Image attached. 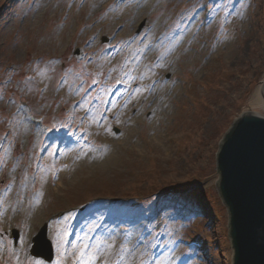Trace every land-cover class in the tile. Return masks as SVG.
I'll return each instance as SVG.
<instances>
[{
    "label": "rangeland",
    "instance_id": "obj_1",
    "mask_svg": "<svg viewBox=\"0 0 264 264\" xmlns=\"http://www.w3.org/2000/svg\"><path fill=\"white\" fill-rule=\"evenodd\" d=\"M263 81L264 0H0V264L44 224L54 264H232L216 153Z\"/></svg>",
    "mask_w": 264,
    "mask_h": 264
},
{
    "label": "water",
    "instance_id": "obj_2",
    "mask_svg": "<svg viewBox=\"0 0 264 264\" xmlns=\"http://www.w3.org/2000/svg\"><path fill=\"white\" fill-rule=\"evenodd\" d=\"M264 94V86H263ZM217 182L230 214L233 264H264V116L244 112L224 135L217 153ZM18 240L19 232L14 231ZM45 225L32 254L53 258Z\"/></svg>",
    "mask_w": 264,
    "mask_h": 264
},
{
    "label": "bare ground",
    "instance_id": "obj_3",
    "mask_svg": "<svg viewBox=\"0 0 264 264\" xmlns=\"http://www.w3.org/2000/svg\"><path fill=\"white\" fill-rule=\"evenodd\" d=\"M108 1H111V0H108ZM131 81L129 79H126L125 83H127V85H129V83ZM134 86H135V90H142L143 86L148 87L146 84H144L143 86H139V84H135ZM146 90H148V89L146 88ZM249 106L251 109H254L253 110L254 112H257L260 115H264V95H263L261 85L257 88V90L254 92V94L251 96ZM256 110H258V111H256ZM111 112H114V111H111ZM130 209H132V208H130ZM132 210H135V209H132Z\"/></svg>",
    "mask_w": 264,
    "mask_h": 264
},
{
    "label": "snow or ice",
    "instance_id": "obj_4",
    "mask_svg": "<svg viewBox=\"0 0 264 264\" xmlns=\"http://www.w3.org/2000/svg\"><path fill=\"white\" fill-rule=\"evenodd\" d=\"M85 247H87V245H85ZM82 255H83V253H82ZM95 257H93V259H94ZM81 264H88V262L87 261H81Z\"/></svg>",
    "mask_w": 264,
    "mask_h": 264
}]
</instances>
